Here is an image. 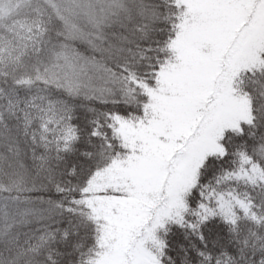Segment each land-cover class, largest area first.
Here are the masks:
<instances>
[{"label": "snow or ice", "instance_id": "obj_1", "mask_svg": "<svg viewBox=\"0 0 264 264\" xmlns=\"http://www.w3.org/2000/svg\"><path fill=\"white\" fill-rule=\"evenodd\" d=\"M0 264H264V0H0Z\"/></svg>", "mask_w": 264, "mask_h": 264}]
</instances>
